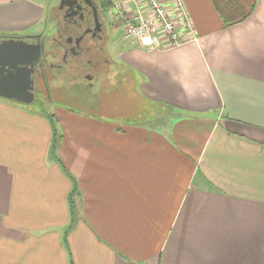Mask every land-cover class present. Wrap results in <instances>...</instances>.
Listing matches in <instances>:
<instances>
[{
    "label": "crops",
    "instance_id": "0c3cea01",
    "mask_svg": "<svg viewBox=\"0 0 264 264\" xmlns=\"http://www.w3.org/2000/svg\"><path fill=\"white\" fill-rule=\"evenodd\" d=\"M237 2L225 25L182 0L196 40L117 53L155 118L55 106L60 164L47 115L0 97V264H264V0ZM48 4L0 0V39L45 35Z\"/></svg>",
    "mask_w": 264,
    "mask_h": 264
},
{
    "label": "flooded vegetation",
    "instance_id": "af4514ba",
    "mask_svg": "<svg viewBox=\"0 0 264 264\" xmlns=\"http://www.w3.org/2000/svg\"><path fill=\"white\" fill-rule=\"evenodd\" d=\"M51 12L49 32L41 36V55L34 66V99L41 95L42 89L45 95L49 94V79L64 77L68 66L70 74L74 66L82 67L83 88L86 89L93 85L95 78H99L103 64L114 76L117 72L114 59L103 55L104 45L109 43L107 27L113 21L105 1L57 0L51 5ZM92 48L104 56L102 61L88 57ZM71 61L73 66L69 64Z\"/></svg>",
    "mask_w": 264,
    "mask_h": 264
},
{
    "label": "rangeland",
    "instance_id": "374dc122",
    "mask_svg": "<svg viewBox=\"0 0 264 264\" xmlns=\"http://www.w3.org/2000/svg\"><path fill=\"white\" fill-rule=\"evenodd\" d=\"M56 1L57 0H49V4L46 8L48 27L51 23L49 12L50 15L53 14V12H51V5L56 3ZM111 23L109 22L107 27L109 43L104 45L105 52L103 51V55H109L110 58V55H112L114 59L120 50L125 49L127 44L133 43L134 41L125 39L122 35L121 26L115 27V29L112 28ZM48 27H41L40 31H44L46 35L49 32ZM103 55L96 48H92L89 51L88 57L92 58L93 61H102L104 58ZM69 64L73 66L72 64H74V62L71 61ZM68 67H65L64 77L59 76L56 79H49V94L47 93L45 95V92L39 84V88L42 89V91L38 98L42 100L41 106L48 114H52L55 106L63 107L68 110L74 109L80 112L86 111L90 114H96V106L98 103L101 106L108 105L110 109L106 108L105 110L103 107V111L106 113L109 112L112 117H131L138 113L137 115L142 114V119L144 121L147 116L155 118L161 112V110H158L155 106L147 107V105H145L147 108L144 107L142 100L138 98L139 95L136 88L137 78H135L133 74L130 75L127 71L121 73L120 77H115V75H111L107 66L103 64L102 72L98 75L99 78H95L93 85L86 89L83 88L85 81H83L81 72L82 67L78 65L74 66L73 69L71 68V74L67 72L70 68ZM75 81L80 84H77ZM148 118L149 117H147V119Z\"/></svg>",
    "mask_w": 264,
    "mask_h": 264
},
{
    "label": "built area",
    "instance_id": "2783aa9c",
    "mask_svg": "<svg viewBox=\"0 0 264 264\" xmlns=\"http://www.w3.org/2000/svg\"><path fill=\"white\" fill-rule=\"evenodd\" d=\"M123 27V37L146 49L170 48L196 40L182 0H105Z\"/></svg>",
    "mask_w": 264,
    "mask_h": 264
},
{
    "label": "water",
    "instance_id": "95a60500",
    "mask_svg": "<svg viewBox=\"0 0 264 264\" xmlns=\"http://www.w3.org/2000/svg\"><path fill=\"white\" fill-rule=\"evenodd\" d=\"M42 34L0 39V97L29 104L34 100V66L41 55ZM32 40V41H30Z\"/></svg>",
    "mask_w": 264,
    "mask_h": 264
},
{
    "label": "trees",
    "instance_id": "16d2710c",
    "mask_svg": "<svg viewBox=\"0 0 264 264\" xmlns=\"http://www.w3.org/2000/svg\"><path fill=\"white\" fill-rule=\"evenodd\" d=\"M212 1H213V4L218 9V11L220 12V15L222 16L225 25H230L232 23H235L237 21L244 19L251 10V9L249 11L241 10L239 5H238L237 0H212ZM109 4H110L109 1H105V5L107 7L109 6ZM18 103L27 107L28 109L33 110V111H36V112H39L42 114L46 113L45 115H47L48 119L50 120L51 130H52L51 143H50V154L60 164V159L58 158V155L56 152L57 146L59 143V139H60V133L58 132L56 121L54 119V115L48 114L47 111L42 108V106H41L42 100L39 99L38 97L35 98L29 104H23L20 102H18ZM62 169L66 173V175H68L70 177L72 185H73L72 189L69 193V196H68V204H69L70 212L72 215L71 223H73L75 211H76L75 198L79 194L77 182H76L75 178L63 166H62Z\"/></svg>",
    "mask_w": 264,
    "mask_h": 264
}]
</instances>
